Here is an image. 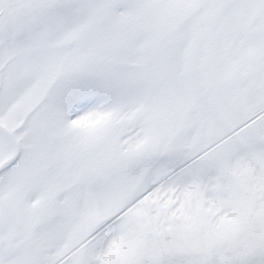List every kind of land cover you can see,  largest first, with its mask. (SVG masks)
Segmentation results:
<instances>
[{"label": "snow or ice", "instance_id": "snow-or-ice-1", "mask_svg": "<svg viewBox=\"0 0 264 264\" xmlns=\"http://www.w3.org/2000/svg\"><path fill=\"white\" fill-rule=\"evenodd\" d=\"M0 264H264V0H0Z\"/></svg>", "mask_w": 264, "mask_h": 264}]
</instances>
